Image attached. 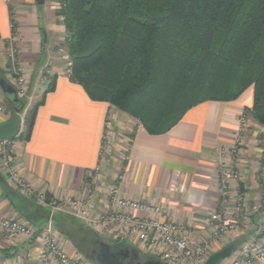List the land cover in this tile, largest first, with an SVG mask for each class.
I'll return each instance as SVG.
<instances>
[{
  "label": "crops",
  "instance_id": "crops-1",
  "mask_svg": "<svg viewBox=\"0 0 264 264\" xmlns=\"http://www.w3.org/2000/svg\"><path fill=\"white\" fill-rule=\"evenodd\" d=\"M50 10L42 9L35 0H0V75L14 88L6 54V47L12 45L17 52L15 65L26 78L29 91L26 107L20 112L22 120L29 101L41 98L54 77V89L45 94L36 110L30 138H14L10 147L12 166L21 178L61 208L51 212L33 197L21 194L0 170V219H17L38 231L50 222L64 252L87 264H98L79 250V243L88 241L90 232L64 199L80 201L89 206L91 214L101 213L110 210V189L115 186L120 197L161 210L159 216L145 211L135 214L181 223L189 242L195 244L210 235L211 214L219 209L218 165L234 158L231 168L238 178L230 182L224 210L226 220L234 222L236 228L221 236L209 255L227 246L233 247L234 254L248 240L263 245L264 215L250 208L255 188H262L257 192L264 203V174L260 178L255 165L261 155L257 137L264 133V125L249 115L252 86L232 101L201 102L189 108L167 132L151 135L136 119L107 102L91 100L70 79V62L63 51L64 26L55 9ZM0 107L1 125L12 114L2 89ZM241 113L251 125L242 135L239 156L233 157L230 148ZM96 169L97 180L92 184ZM116 239L113 242L137 250L140 247V253L150 255L139 241ZM38 245L37 237L7 240L0 229V264H39ZM252 263L264 264V259L254 257ZM47 264L58 263L50 258Z\"/></svg>",
  "mask_w": 264,
  "mask_h": 264
},
{
  "label": "trees",
  "instance_id": "trees-1",
  "mask_svg": "<svg viewBox=\"0 0 264 264\" xmlns=\"http://www.w3.org/2000/svg\"><path fill=\"white\" fill-rule=\"evenodd\" d=\"M58 3L55 14L66 34L69 77L91 100L107 102L136 119L149 134L158 135L178 123L189 108L204 101H232L252 86L249 115L264 125V0ZM53 89L54 77L40 100L26 110L14 138H30L36 110ZM21 104L23 111L25 99L18 97L10 104L12 112ZM257 138L261 150L257 174L262 178L264 133ZM89 232L88 241L78 245L88 257L101 241L97 233ZM109 245L136 251L141 261L160 260L142 257L124 243Z\"/></svg>",
  "mask_w": 264,
  "mask_h": 264
},
{
  "label": "built area",
  "instance_id": "built-area-1",
  "mask_svg": "<svg viewBox=\"0 0 264 264\" xmlns=\"http://www.w3.org/2000/svg\"><path fill=\"white\" fill-rule=\"evenodd\" d=\"M6 54L14 74L12 84L17 96L23 97L27 90V81L15 65L16 49L14 46H7ZM238 124L230 148L233 157L239 156L242 135L250 124L245 113L240 114ZM12 155L13 150L10 147V139L0 140V170L6 179L15 185L21 194L33 197L38 204L49 208L51 212L59 210L61 205L54 201H47L43 193L35 192L21 178L12 166ZM233 160H229L227 164L220 163L218 165L217 194L219 209L211 214L210 235L195 244L189 242L188 231L183 224L161 221L159 217H140L135 214V212L145 211L159 216L161 210L156 205L122 198L114 187L110 189L111 208L101 213L91 214L89 206L85 207L80 201L71 197L65 198L64 203L74 209L76 218L82 220L87 227L97 232L102 231V233L109 231L114 238L127 237L130 241L132 239H134L133 241H139L143 244L142 249L144 252L159 257L164 264H203L209 257L214 243L221 236L236 228L234 222L226 220V211L224 210L231 189L230 182L238 178V173L231 168V166H234ZM92 177L91 182L94 184L95 177L93 179ZM236 209L238 210L239 207H236ZM0 229L7 240H13L18 236L29 239L37 237L39 245L36 249L39 264H47L50 258H53L58 264H87L80 257L68 255L58 246L55 235L51 231L50 222L46 229L38 231L26 222L4 217L0 219ZM138 250L140 251V247ZM254 257L264 259V244L257 245L253 240H248L242 243L234 254L231 252L229 259H224L218 264H253L252 259Z\"/></svg>",
  "mask_w": 264,
  "mask_h": 264
},
{
  "label": "water",
  "instance_id": "water-1",
  "mask_svg": "<svg viewBox=\"0 0 264 264\" xmlns=\"http://www.w3.org/2000/svg\"><path fill=\"white\" fill-rule=\"evenodd\" d=\"M37 5H42L45 0H35ZM0 88L7 96L9 103H14L18 101L16 90L6 81L0 79ZM23 104L17 106L14 105L13 112L9 119L0 125V140L12 139L14 138L21 126L22 118L20 116ZM98 251H93L90 255V259L97 262L98 264H124L123 260L127 256H132L136 259V264H164L161 260L147 259L144 261L139 260V256L136 251L125 250L123 251V258L120 260L118 256L110 251V245L104 241H97ZM232 246H227L219 251H216L209 255L203 264H218L220 261L228 258L231 255Z\"/></svg>",
  "mask_w": 264,
  "mask_h": 264
},
{
  "label": "rangeland",
  "instance_id": "rangeland-1",
  "mask_svg": "<svg viewBox=\"0 0 264 264\" xmlns=\"http://www.w3.org/2000/svg\"><path fill=\"white\" fill-rule=\"evenodd\" d=\"M42 9H45V10H48V11H50L51 12V10H50V8L52 7V9H56V8H58L59 7V3H58V0H45V2L42 4V5H39ZM51 15L53 16V14L51 13ZM63 51H64V54H66L67 55V52H66V47H65V45L63 44ZM15 48V47H14ZM57 50V49H56ZM17 53V52H16ZM63 53V52H62ZM17 66V65H16ZM20 72V71H19ZM9 74H8V77L10 78V81L11 80H13V78H14V74L12 73V66H11V64H10V71L8 72ZM20 74H21V72H20ZM22 75V74H21ZM0 77H3V76H0ZM3 78H5V77H3ZM12 82V81H11ZM0 91H1V89H0ZM28 86H27V90H26V93H25V95L22 97L23 99H25V103H27L28 102V99H27V96H28ZM2 95H3V93H2ZM39 98L40 97H36L35 99H32V101H29L30 102V107L33 105V103H35V102H37L38 100H39ZM26 107V106H25ZM29 107V108H30ZM113 108H115L114 106H112ZM28 108V109H29ZM25 109V108H24ZM23 109V110H24ZM116 109V108H115ZM21 112H23V111H21ZM250 121V120H249ZM22 122H23V120H22ZM251 125V123L249 124V126ZM21 128H22V124H21V127H20V130H21ZM19 130V131H20ZM124 156V155H123ZM260 159H261V155H259V157L258 158H256L255 159V161H257V160H259L258 162H259V164H260ZM259 164H258V166H257V164H255L256 165V168H258L259 169ZM98 171V170H97ZM97 171L95 172V174L93 175V177H92V179L95 177V181L97 180V175L98 174H96L97 173ZM257 177V176H256ZM95 183V182H94ZM115 188V189H117L115 186H112L111 188ZM261 189L262 188H255V190L252 192V194H253V197H254V199L255 200H251V206H250V208H252V207H255L254 209V211L255 212H260L262 215H264L263 214V212H264V203H262L261 202V200H260V198H259V195H258V192L257 191H259V192H261ZM110 199H111V197H110ZM111 204H112V199H111ZM249 205V204H248ZM263 219H264V216L262 217ZM86 225V224H85ZM87 226V225H86ZM88 229H89V231H93V232H95V233H97L99 236H100V238H101V241H104V242H106V243H108V242H110V243H113V240L114 239H116V238H114L113 237V235L111 234V232H109V231H107L106 233H102V231H100V232H97V231H95V230H93V229H91V228H89V227H87ZM107 237H109V238H111V239H109V238H107ZM113 237V238H112ZM119 238H121V237H119ZM116 239V240H120V239ZM132 240H134V239H132ZM110 243H108V244H110ZM0 249H1V247H0ZM140 253V252H139ZM142 254V257H144V256H146L145 254L146 253H141ZM226 259H229V257L228 258H226ZM139 260H140V258H139ZM142 260V259H141Z\"/></svg>",
  "mask_w": 264,
  "mask_h": 264
},
{
  "label": "flooded vegetation",
  "instance_id": "flooded-vegetation-1",
  "mask_svg": "<svg viewBox=\"0 0 264 264\" xmlns=\"http://www.w3.org/2000/svg\"><path fill=\"white\" fill-rule=\"evenodd\" d=\"M98 244H97V246H95L92 250H91V253L93 252V251H98ZM110 251L112 252V253H114L116 256H118L119 258H120V260L124 257L123 256V251H121L120 249H111L110 248ZM136 259H134V258H132V256H131V254H130V256H127V257H125L124 258V260H123V263L124 264H136ZM140 261H141V259H140Z\"/></svg>",
  "mask_w": 264,
  "mask_h": 264
}]
</instances>
